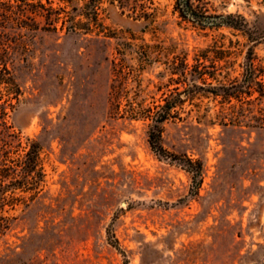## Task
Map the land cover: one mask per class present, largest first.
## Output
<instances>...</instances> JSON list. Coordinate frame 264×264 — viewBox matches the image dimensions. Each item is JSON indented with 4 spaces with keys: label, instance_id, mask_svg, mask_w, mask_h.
<instances>
[{
    "label": "rangeland",
    "instance_id": "1",
    "mask_svg": "<svg viewBox=\"0 0 264 264\" xmlns=\"http://www.w3.org/2000/svg\"><path fill=\"white\" fill-rule=\"evenodd\" d=\"M21 2L0 0V46L21 89L0 146L17 156L40 143L41 193L6 212L0 264H264V95L209 91L246 86L248 57L264 87V0H194L243 16L245 31L198 26L176 0L11 7ZM202 50L210 58L197 63ZM184 59L188 72L216 66L220 81L191 80L203 89L187 98L192 76L174 73ZM172 93L182 102L161 156L150 121L129 112L156 111ZM188 159L202 164L199 185Z\"/></svg>",
    "mask_w": 264,
    "mask_h": 264
},
{
    "label": "trees",
    "instance_id": "2",
    "mask_svg": "<svg viewBox=\"0 0 264 264\" xmlns=\"http://www.w3.org/2000/svg\"><path fill=\"white\" fill-rule=\"evenodd\" d=\"M31 0H22L21 3L11 5L14 7H28L31 4ZM91 0H85L84 7L88 6ZM176 7L180 15L194 24L201 27H221L228 26L245 31L246 20L241 16L242 22H234L233 15H213L207 14L204 10L195 6L194 0H176ZM97 19V14L95 15ZM8 50L0 46V119L6 123V118L9 114V110L14 109L16 103L21 96V89L16 82L11 68L7 64ZM210 56L207 50H202L196 55L197 63L201 59L209 60ZM213 64H216V60H212ZM249 71L248 78L246 79V86L244 85H226L224 83L215 86H210L209 91L213 95H223L227 99L231 98L241 99L243 94L251 95L250 91L254 90L259 92L260 96L264 95V87L259 88V82L256 81L257 67L254 64V60L248 57ZM197 65L196 70L188 72V65L186 60L182 61L180 67L175 68V74L178 75L177 82H184L183 78L189 79V74L192 76L189 82V88L186 97L201 92L202 86L191 82V80L202 81L206 83L208 79L220 81L218 74L213 70L199 68ZM190 76V77H191ZM258 85V86H257ZM182 102V94L172 93L166 98V103L159 107L156 111H148L142 113L140 111L133 110L129 112V117L132 119H148L149 122V142L152 149L159 155H167L169 152L162 143V133L164 129V123L172 117V111ZM227 124V123H224ZM20 143L18 144V146ZM15 145L5 144L0 146V236L3 235L10 227L11 217L6 215L10 209L24 204L27 206L31 201H34L41 193V145L37 140L28 139L27 150L24 154L13 156L16 151ZM15 150V151H14ZM189 171L193 174V179L198 180L202 174V164L200 161H194L188 159ZM19 190L20 194L18 193ZM10 207V208H9Z\"/></svg>",
    "mask_w": 264,
    "mask_h": 264
}]
</instances>
